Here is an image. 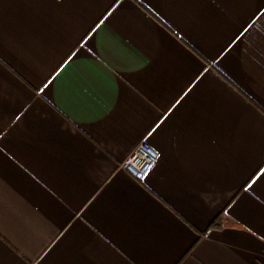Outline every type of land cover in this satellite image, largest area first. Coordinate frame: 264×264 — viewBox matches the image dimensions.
Masks as SVG:
<instances>
[{"label": "crops", "instance_id": "crops-1", "mask_svg": "<svg viewBox=\"0 0 264 264\" xmlns=\"http://www.w3.org/2000/svg\"><path fill=\"white\" fill-rule=\"evenodd\" d=\"M0 264H264V0H0Z\"/></svg>", "mask_w": 264, "mask_h": 264}, {"label": "built area", "instance_id": "built-area-1", "mask_svg": "<svg viewBox=\"0 0 264 264\" xmlns=\"http://www.w3.org/2000/svg\"><path fill=\"white\" fill-rule=\"evenodd\" d=\"M158 152L146 141H142L120 165L137 181H142L153 170L158 161Z\"/></svg>", "mask_w": 264, "mask_h": 264}]
</instances>
